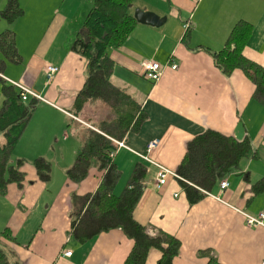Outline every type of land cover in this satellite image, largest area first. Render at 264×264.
Listing matches in <instances>:
<instances>
[{"label": "crops", "instance_id": "obj_1", "mask_svg": "<svg viewBox=\"0 0 264 264\" xmlns=\"http://www.w3.org/2000/svg\"><path fill=\"white\" fill-rule=\"evenodd\" d=\"M18 1L24 13L9 23L1 16L9 0H0V34L8 29L15 32L22 57L19 64H5L0 79L19 82L42 100L11 156L12 163L25 159L26 177L22 185L12 183L0 195V235L9 228L15 236L14 240L0 236V248L8 264H123L134 240L121 228L87 241L72 235L75 212L83 207L80 197L97 190L103 172L92 167L79 183L71 181L67 172L87 130L100 132L101 122L114 117L100 99L74 109L88 68L87 59L71 50L69 42L93 2ZM132 9L154 12L162 21L159 25L139 21L121 46L109 50L114 61L111 82L130 94L145 114L139 127L121 139L125 146L117 145L113 160L122 177L115 194L122 193L141 163L146 176L134 217L150 234L163 230L181 241L173 264H208L211 256L222 264H264V227L249 226L245 215L264 213V191H253L254 183L264 177V103L252 98L255 85L241 69L224 75L204 50H220L235 24L245 20L253 27L243 54L264 66V0H135ZM148 60L164 66L157 82L142 74V63ZM47 64L59 67L52 80L46 76ZM3 101L0 82V108ZM207 129L238 140L248 137L256 157L245 158L226 176V190H221L219 181L195 204L189 203L178 178L170 176L158 189V166L131 150L147 153L149 143L157 139L150 159L176 171L187 143ZM4 141L3 135L0 144ZM38 157L52 163L47 182L34 167ZM68 250L70 256L64 254ZM161 256L152 248L146 264H157Z\"/></svg>", "mask_w": 264, "mask_h": 264}, {"label": "trees", "instance_id": "obj_2", "mask_svg": "<svg viewBox=\"0 0 264 264\" xmlns=\"http://www.w3.org/2000/svg\"><path fill=\"white\" fill-rule=\"evenodd\" d=\"M134 1L92 0L91 10L69 42L71 50L87 59L88 68L85 85L77 95L74 109L79 111L90 99H100L114 115L101 122L100 132L87 130L85 141L67 172L68 178L76 183L83 181L92 167L103 172L97 190L80 197L83 207L75 212L72 235L78 241H87L103 231L121 228L126 236L134 240L123 264H146L152 248L162 253L157 264H173L180 252L181 241L163 230L155 235L150 234L147 226L134 217V209L143 190L146 167L137 164L122 193L116 195L114 192L122 177V171L114 162V156H111L117 149L114 140L121 141L128 131L137 129L145 118L132 96L111 82L114 61L109 50L121 46L136 28L139 21L131 12ZM23 13L24 9L18 0H9L1 16L13 23ZM252 27L251 23L240 20L220 50H204L212 56L215 65L224 75L241 69L255 85L252 98L264 103V66L243 54ZM0 51L2 71L8 62L19 64L22 61L16 34L12 29L0 34ZM0 82L4 96L0 108V133L5 137L4 143L0 144V195H5L10 184L22 185L25 180L26 174L22 170L25 159L20 158L12 163L11 156L40 100L33 96L23 100L17 86L4 79H0ZM249 157H256V152L248 137L238 140L213 129L196 135L187 143L185 156L176 169L189 203L195 204L202 200L219 181ZM33 163L38 177L45 182L49 181L52 163L44 157L36 158ZM253 191H264V177L254 183ZM0 236L15 239L9 228ZM8 261L5 250L0 248V264H8ZM208 264L222 263L211 256Z\"/></svg>", "mask_w": 264, "mask_h": 264}, {"label": "built area", "instance_id": "obj_3", "mask_svg": "<svg viewBox=\"0 0 264 264\" xmlns=\"http://www.w3.org/2000/svg\"><path fill=\"white\" fill-rule=\"evenodd\" d=\"M193 1L198 2L200 0H193ZM172 68L177 69V65L173 64ZM142 69H143L142 74L147 79L157 82L163 74L164 66L155 60H148L142 63ZM58 71H59L58 66H55L53 64H47L45 72H46V76L48 80H52L56 76ZM11 83H13L15 86L19 88L23 100H27L29 96H33L39 100H42V98L37 93H35L32 89L28 88L27 86L19 82H14V81H12ZM116 143L119 147L125 146L122 141H117ZM158 143H159V140L157 139L151 141L148 145L147 153H140L133 149L131 150L137 155H139L140 157H142L143 159H145L146 161H150L158 166V172L156 176V187L158 189H162L163 186L167 183V180L170 176L178 178V179H180L181 177L179 176V174H177L176 171L170 170L166 168L165 166L158 164L155 161H152L150 159L149 153L153 148H155L158 145ZM115 152L116 150L111 153V156H114ZM228 186H229L228 180L226 178L222 179L220 182L221 190H226ZM245 215H246L247 224L249 226H263L264 227V213L263 212L259 213L257 216H253L250 214H245ZM64 254L66 256H70L72 252L71 250H68V251H65Z\"/></svg>", "mask_w": 264, "mask_h": 264}, {"label": "water", "instance_id": "obj_4", "mask_svg": "<svg viewBox=\"0 0 264 264\" xmlns=\"http://www.w3.org/2000/svg\"><path fill=\"white\" fill-rule=\"evenodd\" d=\"M135 17L140 22L150 23L153 25H159L162 21V18H160V16L150 11H136Z\"/></svg>", "mask_w": 264, "mask_h": 264}, {"label": "rangeland", "instance_id": "obj_5", "mask_svg": "<svg viewBox=\"0 0 264 264\" xmlns=\"http://www.w3.org/2000/svg\"><path fill=\"white\" fill-rule=\"evenodd\" d=\"M131 12L133 13V14H135V12L136 11H134L133 12V9L131 8ZM15 67H17V66H15ZM73 125V124H72ZM68 129H69V126H68V128H67V131H68ZM71 134V133H70ZM0 140H1V142L3 141V135H2V133H0ZM84 143V142H83ZM12 158H13V156H12ZM125 179V176L123 177V180Z\"/></svg>", "mask_w": 264, "mask_h": 264}]
</instances>
